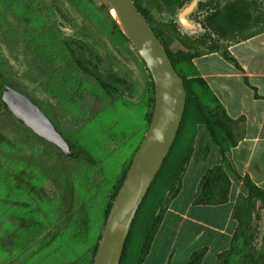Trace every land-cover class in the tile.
<instances>
[{"label": "rangeland", "instance_id": "374dc122", "mask_svg": "<svg viewBox=\"0 0 264 264\" xmlns=\"http://www.w3.org/2000/svg\"><path fill=\"white\" fill-rule=\"evenodd\" d=\"M101 2L0 0V70L15 89L40 102L74 144L75 154L62 156L53 143L25 134V125H18L0 105V264L85 263L99 243L114 188L148 130L152 78L139 50L124 39ZM137 5L153 26L175 22L186 35L184 41L200 51L216 49L210 43L226 45L264 29V0H189L174 14L153 0H137ZM183 17L192 28L182 24ZM239 24L247 28L240 31ZM163 37L172 51L185 48L171 30ZM61 40L72 41L87 71L101 76L107 87L74 64ZM178 69L189 75L196 66L183 61ZM197 86L205 113L198 107L180 129L133 227L127 249L130 264L138 259L150 218L187 157L181 191L165 209L144 264H188L191 253L206 245L209 259L202 264H215L218 252L228 248L229 236L222 228L231 234L236 227L233 189L224 205L193 203L204 169L221 162L218 147L206 154L208 132L202 124L221 104L211 88L203 92ZM237 181L234 177L233 184ZM62 183L77 195L64 214ZM237 188L235 195L243 190L242 185Z\"/></svg>", "mask_w": 264, "mask_h": 264}, {"label": "trees", "instance_id": "16d2710c", "mask_svg": "<svg viewBox=\"0 0 264 264\" xmlns=\"http://www.w3.org/2000/svg\"><path fill=\"white\" fill-rule=\"evenodd\" d=\"M134 1L137 5V0H134ZM153 1L157 3V6L159 9H163L166 13L174 14L177 8L183 6L189 0H153ZM101 6L104 10L108 12V14L110 15L112 19V22L114 23L115 27L121 31V34L124 37V39L130 42L129 38L126 36V34L123 33L121 27L119 26L117 21L114 19V17L111 15L109 10H107L103 2H101ZM236 12L237 10H235V12L234 10L231 11L232 14H235ZM146 18L153 26L152 20L148 16H146ZM170 26H172L171 27L172 29L170 28ZM153 28L156 34L158 35V37L160 38V40L162 41L165 49L167 50L169 58L172 64L174 65L175 69L184 78V83H185V88H186V105H185L183 119H182V122L179 128V131L174 140V143L172 144V147L169 153L167 154L161 168L159 169L154 181L152 182L143 202L141 203L137 211L131 231L126 241V245H125L124 252L122 255V259H121V264H130L127 260V249H128V245L130 242L133 227L137 222V218L141 213L143 205H145L144 203L149 198L150 191L152 187L154 186L159 173L164 167L170 155V152L173 149V146L179 135L180 129L182 128L185 120L189 117L190 114L196 116L198 107L201 108L203 111V106L201 105V102L199 100V94L196 91V86H197L196 83L198 84L197 87L203 90V92H206L205 87L199 84L196 79H187V75L184 73L182 74L180 72L181 70L178 69V66L183 61H192L193 58L206 54L208 52H212V51L221 52V54L226 59H229L236 63L234 56L229 52L226 45L218 46V43L214 42V43H210V45L213 44L212 45L213 48L215 47L216 49H213L210 51H200V50L194 49V45L192 43H186V41H184L185 40L184 37L186 35H184V33H182L178 29V26L175 22L171 25L169 23L168 24L167 23H157V25L153 26ZM169 28L176 36L179 37V39L181 40L185 48H181L176 51H172L169 48L170 47L169 43H167L163 37L167 32H170ZM236 28H239L240 31H243L247 27H244V25L239 24ZM256 33L247 34L239 39L241 40L247 39L255 35ZM61 41L65 45V52L67 51L66 53H68L71 59H73L74 64L77 65L79 69H83V70L85 69L87 71V67L85 63H83L82 59L78 57L79 56L77 53L78 51L75 45L72 43V41L70 40H61ZM191 49H193V51H191ZM144 64L146 65V63ZM145 67L148 70L147 66ZM91 75L95 76L98 80L102 82V84H104L105 87H107L106 82L101 76L98 77L93 74ZM0 78H2L7 84L13 87L10 84L11 80L8 79L7 76L4 75V73L1 70H0ZM152 85L154 89L153 80H152ZM153 91H154V95L152 96V99L150 98V101L152 102L153 107L149 111V115H148L149 123L152 119L153 109H154V104H155V89ZM32 101L39 106L40 102L37 103L33 99ZM0 105L15 120V122L18 123V125H21V124L25 125L24 122L18 120L15 117V115L10 111V109L1 100H0ZM221 106L219 107L216 106L217 108L213 112L210 111L209 113L211 114L210 118L206 116L207 118L203 120L204 122L201 120L202 124L205 125V128L208 132L207 137H205V144H206L205 152L206 154H208L209 152L211 153L210 147L212 146L218 147V154L221 158V162L207 168V170L204 172L203 176L201 177L200 183H199L198 191L194 196L193 203L194 205H214V206L227 203L230 199V194L232 191L233 178L235 177L239 180H242L243 190L236 195V199L233 205V212H232V219L236 222V227L231 236L229 247L225 250L220 251L217 254L215 264H233L236 260H238L239 264H264V251L262 250V246L264 244V228L263 230H261V222L263 220L262 215L264 214V189L260 187L259 185H257L250 178L249 175L241 176L235 169V166L231 160V153H230V149L233 146V143L229 140V139L232 140V129H233L232 126L235 123V121L227 115L224 108ZM203 113H205V110L203 111ZM54 125L57 127L58 131L61 133L60 126L59 125L57 126L56 124ZM23 131L27 135L34 136L39 139H43L42 137L38 136L31 128H29L26 125L23 128ZM220 135L222 136V139H220ZM67 141L72 146V148H74V144L71 143L69 140ZM49 144H52V143H49ZM54 147L58 149V151L60 152L62 156H67L58 146L54 145ZM71 157H75V155ZM189 161H190L189 157L185 158L182 161L181 165L178 167V169L176 170L174 174V178L170 186L166 188V190L164 191L163 200H162L163 202H161L162 206H160L159 210L155 212L153 216L150 218V222L146 228L143 242H142V245L139 251V257L132 264H144V260L146 256L149 254L153 241L163 222L165 209L167 208L169 203L178 196V194L181 191L182 178L186 171V167ZM129 166L130 164L125 169V171L119 178L118 183L116 184L114 188L115 193L113 197L111 198L110 204L108 205L106 209L105 218H107L112 202L126 177ZM63 182L65 183V180H63ZM61 185L59 186V188L61 189V200L63 203L61 213L64 214V213L70 212L71 203L74 200V198L77 197V195L74 189H72V187L66 188L64 187V184L63 186ZM70 190H71L70 193L72 196H69L67 199L66 192ZM24 222H26V220ZM32 224L36 225L37 227L39 226L38 221H35L33 219H32ZM100 238H101V235L99 239ZM258 239L260 241H259V245L257 246L256 243ZM97 246L98 244H96L93 247L92 254L90 258L86 260L85 263L84 262L77 263V261H75L71 264H92L95 253H96ZM208 249L209 247L206 245V246H202L194 250L189 257L188 264H202L204 256L208 252Z\"/></svg>", "mask_w": 264, "mask_h": 264}, {"label": "water", "instance_id": "95a60500", "mask_svg": "<svg viewBox=\"0 0 264 264\" xmlns=\"http://www.w3.org/2000/svg\"><path fill=\"white\" fill-rule=\"evenodd\" d=\"M101 1L141 53L155 89L152 119L112 202L92 263L121 264L137 211L179 131L186 105V88L184 78L175 69L162 41L135 1ZM182 19L184 25L189 24L185 17ZM0 100L38 136L58 146L65 155H73L74 149L41 107L2 78Z\"/></svg>", "mask_w": 264, "mask_h": 264}, {"label": "crops", "instance_id": "0c3cea01", "mask_svg": "<svg viewBox=\"0 0 264 264\" xmlns=\"http://www.w3.org/2000/svg\"><path fill=\"white\" fill-rule=\"evenodd\" d=\"M186 27L193 25L189 23ZM226 46L236 63L221 52H208L193 58L196 71L187 75V79H196L203 87L211 88L227 115L235 121L232 140L229 139L233 143L231 160L241 176L249 175L264 189V29L247 39L230 40ZM238 185H242V180L232 185L234 196ZM231 210L230 205L228 215ZM223 229L222 234L229 236L225 247H229L234 230L230 234ZM208 255L209 249L202 263L208 262Z\"/></svg>", "mask_w": 264, "mask_h": 264}, {"label": "flooded vegetation", "instance_id": "af4514ba", "mask_svg": "<svg viewBox=\"0 0 264 264\" xmlns=\"http://www.w3.org/2000/svg\"><path fill=\"white\" fill-rule=\"evenodd\" d=\"M54 145H55V144H54ZM74 155H75V154H74ZM206 170H207V168H205L203 172H205Z\"/></svg>", "mask_w": 264, "mask_h": 264}, {"label": "bare ground", "instance_id": "6f19581e", "mask_svg": "<svg viewBox=\"0 0 264 264\" xmlns=\"http://www.w3.org/2000/svg\"><path fill=\"white\" fill-rule=\"evenodd\" d=\"M106 3V2H105ZM107 4V3H106ZM108 5V4H107ZM111 10V9H110ZM113 13V12H112ZM183 24V23H182ZM139 49L141 50V48L139 47Z\"/></svg>", "mask_w": 264, "mask_h": 264}]
</instances>
